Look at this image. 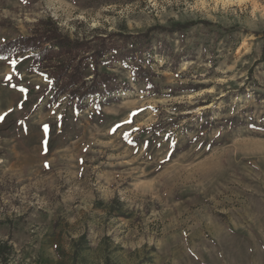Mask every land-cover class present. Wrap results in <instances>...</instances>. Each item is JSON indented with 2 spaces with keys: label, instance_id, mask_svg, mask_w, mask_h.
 <instances>
[{
  "label": "rangeland",
  "instance_id": "374dc122",
  "mask_svg": "<svg viewBox=\"0 0 264 264\" xmlns=\"http://www.w3.org/2000/svg\"><path fill=\"white\" fill-rule=\"evenodd\" d=\"M40 21L127 38V90L76 112L0 60V264H264V0H0V44Z\"/></svg>",
  "mask_w": 264,
  "mask_h": 264
},
{
  "label": "trees",
  "instance_id": "16d2710c",
  "mask_svg": "<svg viewBox=\"0 0 264 264\" xmlns=\"http://www.w3.org/2000/svg\"><path fill=\"white\" fill-rule=\"evenodd\" d=\"M188 26L190 25H176L173 29L180 31ZM146 35L147 33L143 37ZM114 37L105 35L91 40H73L63 35L55 23L40 21L34 34L1 43L0 60H7L18 54L27 55L30 68L48 82L47 88L39 90L48 97V103L54 104L64 97L76 112H81L91 100L99 108L112 101L109 96L113 93L127 90L126 85L114 83V76L98 72V66L104 57L109 54L113 58L117 57L121 53L118 49L126 47L127 38L119 46L113 40ZM137 37L141 39L142 36ZM123 61L125 58L120 62ZM88 69H91V74L88 75L90 79L87 76ZM132 69L134 80L147 79L144 70Z\"/></svg>",
  "mask_w": 264,
  "mask_h": 264
}]
</instances>
